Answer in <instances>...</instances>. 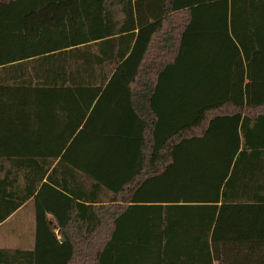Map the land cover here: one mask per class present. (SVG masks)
I'll use <instances>...</instances> for the list:
<instances>
[{
  "label": "trees",
  "instance_id": "trees-1",
  "mask_svg": "<svg viewBox=\"0 0 264 264\" xmlns=\"http://www.w3.org/2000/svg\"><path fill=\"white\" fill-rule=\"evenodd\" d=\"M262 51L264 0L0 1V264H264Z\"/></svg>",
  "mask_w": 264,
  "mask_h": 264
},
{
  "label": "crops",
  "instance_id": "crops-1",
  "mask_svg": "<svg viewBox=\"0 0 264 264\" xmlns=\"http://www.w3.org/2000/svg\"><path fill=\"white\" fill-rule=\"evenodd\" d=\"M2 1V0H0ZM8 1V0H7ZM6 2V1H3ZM253 61H254V69H263L264 70V51L259 52V53H253ZM31 204V207L29 206ZM25 209H29V213H31L32 218H31V223L28 225L27 228V233H26V245L25 247L21 246H12L11 242H7L8 240L0 241V248H8V249H13V248H22V249H28L33 246V238H34V208H33V201L32 199L28 200L22 207H19L11 216H9L6 220L2 221L0 223V230L2 231L4 225L6 224H11L12 222H15V217ZM127 223H122L121 228L127 227ZM17 236L20 235V228H17ZM11 232H14V230H11ZM8 239V237H6Z\"/></svg>",
  "mask_w": 264,
  "mask_h": 264
},
{
  "label": "rangeland",
  "instance_id": "rangeland-1",
  "mask_svg": "<svg viewBox=\"0 0 264 264\" xmlns=\"http://www.w3.org/2000/svg\"><path fill=\"white\" fill-rule=\"evenodd\" d=\"M2 1H7V0H2ZM243 69L246 71V65L243 60ZM244 71V76L246 75V72ZM212 88L211 90L215 92L217 90L216 84L213 82L212 83ZM244 85V83H243ZM31 207V204L29 205ZM29 209L22 210L16 217L15 222H12L11 224H6L4 225L2 231L0 230V241H4L5 239L8 240L7 242H11L12 246H21L25 247L26 245V233H27V228L28 225L31 223V218L32 215L29 213ZM17 228H20V235L17 236ZM11 230H14V232H11ZM8 237V239L6 238Z\"/></svg>",
  "mask_w": 264,
  "mask_h": 264
}]
</instances>
